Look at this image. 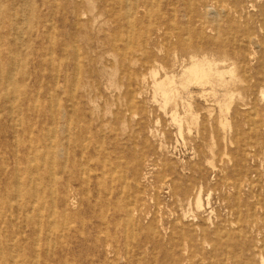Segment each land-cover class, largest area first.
Masks as SVG:
<instances>
[{"label": "rangeland", "instance_id": "obj_1", "mask_svg": "<svg viewBox=\"0 0 264 264\" xmlns=\"http://www.w3.org/2000/svg\"><path fill=\"white\" fill-rule=\"evenodd\" d=\"M125 1L0 0V264H264V0ZM209 37L223 86L185 72Z\"/></svg>", "mask_w": 264, "mask_h": 264}, {"label": "bare ground", "instance_id": "obj_2", "mask_svg": "<svg viewBox=\"0 0 264 264\" xmlns=\"http://www.w3.org/2000/svg\"><path fill=\"white\" fill-rule=\"evenodd\" d=\"M29 1V0H28ZM143 6V1L142 0H126L125 3H124V8L126 9V13L128 15H134L135 13H137L140 9V7ZM206 7V6H205ZM212 7V6H211ZM223 7V6H222ZM206 9V8H205ZM209 9V8H207ZM255 9V8H254ZM21 10V9H20ZM26 10V9H25ZM214 10V8H213ZM208 11V10H207ZM80 10H75V16H78L80 15ZM210 12V11H209ZM212 14V13H211ZM82 16V15H81ZM218 16V15H217ZM18 17V16H17ZM26 17V16H25ZM5 18V17H4ZM216 20V19H215ZM238 21V20H237ZM239 22V21H238ZM128 24H132L131 22H129ZM11 25V24H10ZM140 25V24H139ZM260 25V24H259ZM218 30H220V28L218 27ZM23 33V32H22ZM188 33V32H187ZM119 35V34H118ZM185 37V36H184ZM253 37V36H252ZM119 39L121 38L118 37ZM190 38V37H189ZM188 38V39H189ZM123 39V38H122ZM137 39V38H136ZM188 39H185V40H188ZM253 39V38H252ZM115 40V39H113ZM257 40V39H256ZM126 41V40H125ZM139 41V40H137ZM136 41V42H137ZM212 43V45L214 46V48H212L210 42ZM236 41V40H235ZM235 41L234 44H235ZM233 42L232 41H228L227 39L225 38H221V37H209L208 40H207V43L209 45L208 49L212 52L213 54V58L210 59V58H200L199 57V52L201 50H204L203 46L201 43L199 42H194L192 45H189L188 43L184 42L182 39H180V42H179V46L181 47V49L185 50V49H188V47L190 48V52L189 54L191 55V66L186 69V73L189 72V74H193L194 76V80H196L198 83L202 84V85H206L208 83H219V84H222L225 85L226 84V80L224 79V76L225 74L229 71H232V68L231 66L234 64V62L228 66V62H231V61H238V58L240 57V53L239 51H235L234 49L232 50V45H233ZM253 43V42H252ZM251 43V44H252ZM261 43V42H260ZM250 44V45H251ZM136 44L134 39H131L129 40L128 42H126V45L124 47L123 52H118L117 51V55L119 57V59H122L124 61H127L126 63H124L122 65V67L127 70L128 74L130 75V79L134 80V81H140V80H143V78H145V72H139L140 70L143 71V68H145V65L146 63H144V60L148 59L149 58V51L147 50L146 52V59L142 58V57H137L135 55H133V52H137V47H136ZM76 46V45H75ZM234 46V45H233ZM259 47V45H257ZM256 46V48H257ZM248 47V46H247ZM82 52V51H81ZM144 52V51H143ZM248 55V54H246ZM216 57V58H215ZM176 60V59H175ZM184 61V60H183ZM77 62H78V59H77ZM92 62V61H91ZM141 63L140 67L137 69V70H133L130 68V65L131 63ZM148 63V62H147ZM24 64V63H23ZM175 64V63H174ZM182 64V63H181ZM19 65H20V62H19ZM182 66V65H181ZM79 68V67H78ZM247 73H252V72H249L247 71ZM2 74V73H1ZM153 75L156 76L157 72L153 71L152 72ZM12 75H15L14 73ZM11 75V77H13ZM246 75V74H245ZM10 77V78H11ZM15 77V76H14ZM228 77V76H227ZM78 78V77H77ZM246 80H252V79H256L255 76H252L251 74L248 75V76H245ZM13 79V78H12ZM166 79H169L170 80V76H168V74H166V77H165V80ZM230 79V78H229ZM263 79V78H262ZM176 80V79H175ZM264 80V79H263ZM80 81V80H79ZM229 81V80H228ZM172 82V81H171ZM263 82V81H262ZM166 85V81H161V82H156V87L158 88V90H161L163 91L165 94H168L171 90L170 89H167V87H165ZM75 87V86H74ZM214 87V86H213ZM253 85L250 84V86L246 89L248 92H251L253 90ZM75 89V88H74ZM173 89V88H172ZM212 90V89H211ZM11 92V91H10ZM135 92V91H134ZM158 93V92H157ZM191 93V92H190ZM189 93V94H190ZM214 93V91H213ZM234 94V93H233ZM253 95V94H252ZM217 96V95H216ZM18 97V96H17ZM16 99V98H15ZM18 99V98H17ZM227 99V98H226ZM233 99V98H232ZM164 100V99H163ZM181 102V101H180ZM36 103V102H35ZM164 103V102H163ZM230 103V102H228ZM12 104V103H11ZM177 105V104H176ZM12 106V105H11ZM14 107V106H13ZM134 107V106H133ZM224 107V106H223ZM12 108V107H11ZM57 108V106H56ZM221 110V109H220ZM253 110V109H252ZM130 112V110H129ZM187 113V112H186ZM249 113H250V110H249ZM257 113H255L254 116H256ZM134 116V115H133ZM258 117V116H257ZM259 118H262V117H259ZM19 120V119H18ZM187 120V119H186ZM263 119H260L259 121H261ZM175 121V120H174ZM252 121V119H251ZM250 123V122H249ZM260 125V123H259ZM221 127V126H220ZM253 127V126H252ZM255 127V126H254ZM257 127V126H256ZM69 128V127H68ZM251 128V127H250ZM52 129V128H51ZM53 131V130H52ZM247 133V131H246ZM89 134V133H88ZM69 136V134H68ZM32 138V137H31ZM47 138V137H46ZM50 138V137H49ZM51 140H53V138H50ZM49 139V140H50ZM30 140V139H29ZM69 141V140H68ZM52 142V141H51ZM66 142V141H65ZM87 142V140H86ZM69 143V142H68ZM67 143V145H68ZM54 146V145H53ZM68 147V146H67ZM225 147V146H224ZM106 152V151H105ZM135 152V151H134ZM31 153V152H30ZM247 153V152H246ZM249 153V152H248ZM68 155V150H67V153ZM83 154V153H82ZM141 155V154H140ZM52 156V155H51ZM123 159V158H122ZM120 159V160H122ZM146 160V159H145ZM65 162V161H64ZM121 162V161H120ZM32 163V162H31ZM40 163V162H39ZM38 163V164H39ZM68 163V162H67ZM122 163V162H121ZM136 163V162H135ZM243 164V163H242ZM36 165V163L34 164ZM66 165V163H65ZM126 166V165H125ZM83 168V166H82ZM120 168V167H119ZM127 168V167H125ZM123 168V170L125 169ZM116 169V167H115ZM103 172V171H102ZM106 173V172H105ZM114 173V172H112ZM140 173V172H139ZM189 173V172H188ZM84 175V173H83ZM122 175V174H121ZM142 175V174H141ZM83 177V176H82ZM89 177V176H88ZM111 177V175H110ZM254 177V176H253ZM54 178V177H53ZM114 178V177H113ZM260 178V177H259ZM20 179V178H19ZM38 179V178H37ZM111 179V178H110ZM115 179V178H114ZM126 180V179H125ZM116 182V181H115ZM129 182V181H128ZM230 182V181H229ZM34 183V182H33ZM125 184V183H124ZM128 184V183H127ZM126 184V186H127ZM164 184V183H163ZM240 185L243 184L242 183H239ZM137 185V184H136ZM125 186V187H126ZM124 187V188H125ZM238 188V187H237ZM123 189V188H122ZM236 189V188H235ZM239 189V188H238ZM238 192V191H237ZM200 194V193H199ZM238 194V193H237ZM55 197V196H54ZM259 197V196H258ZM36 201V200H35ZM135 201V200H134ZM198 201V200H197ZM191 202V201H190ZM35 204V202H34ZM256 204V203H255ZM198 205V204H197ZM259 206V205H258ZM128 207V206H127ZM135 208V206H133ZM261 207V206H260ZM142 208V207H141ZM189 208V207H188ZM214 209V208H213ZM257 210V208H255ZM140 210V209H139ZM128 211V210H127ZM41 212V211H40ZM188 212V211H187ZM192 212V211H191ZM136 213V212H135ZM129 214V212H128ZM132 215V214H131ZM185 216V215H184ZM239 216V214H238ZM30 218V217H29ZM126 218V217H125ZM31 219V218H30ZM186 220V219H185ZM239 221V220H238ZM128 222V221H127ZM132 222V221H131ZM178 222V221H176ZM129 223V222H128ZM139 224V221L137 222ZM52 226V225H51ZM247 226V225H246ZM245 226V228H246ZM126 227H128L126 225ZM175 227V230L176 232L180 235V237L178 238L177 241H174L175 245L173 246L174 249H177L179 248L180 246H182V244L184 243H188L190 244L191 241L188 239L187 236H185L186 234L184 233V228L183 227H179L178 225H174ZM217 227V226H216ZM133 229V228H132ZM158 229V228H157ZM40 230V229H39ZM224 230V229H222ZM127 231V230H126ZM125 231V232H126ZM132 232H134L132 230ZM223 232V231H222ZM127 234V232L125 233ZM218 234V233H217ZM221 234V233H220ZM225 234V233H224ZM228 235V234H227ZM200 239L198 240L199 242V245L203 247L204 244L208 243V239H207V236L205 233H202L199 235ZM227 238V237H225ZM127 239V238H126ZM133 239V237H132ZM231 241V240H230ZM263 243H264V237L262 239ZM253 246V245H251ZM209 247V246H208ZM127 248V247H126ZM227 249V248H226ZM230 249V247H229ZM260 249H262V251L264 250V244H261L260 246ZM127 251V250H126ZM228 256V254H227ZM203 257V256H202ZM226 257V256H225ZM195 259V257H194ZM202 259V258H201ZM226 259V258H225ZM239 259V258H238ZM217 260V259H215ZM235 260V259H234ZM233 260V261H234ZM20 261V260H19ZM14 262V261H13ZM236 262V261H234ZM176 264H178L179 262H175ZM6 264V262H5ZM37 264V263H36ZM183 264V263H181ZM192 264H195V262L192 260Z\"/></svg>", "mask_w": 264, "mask_h": 264}]
</instances>
